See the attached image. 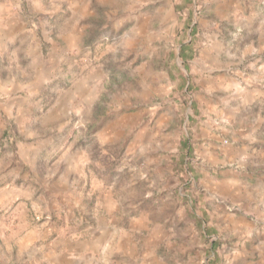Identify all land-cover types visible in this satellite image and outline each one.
Here are the masks:
<instances>
[{
	"label": "rangeland",
	"instance_id": "1",
	"mask_svg": "<svg viewBox=\"0 0 264 264\" xmlns=\"http://www.w3.org/2000/svg\"><path fill=\"white\" fill-rule=\"evenodd\" d=\"M99 2L83 53L65 54L15 107L0 106V140L44 147L33 170L53 179L28 183L49 210L34 220L52 238L109 228L104 264H260L264 218L252 209L264 142L244 131L264 139V0ZM33 20L35 65L60 50L39 35L54 23ZM73 85L77 97L67 92L48 115Z\"/></svg>",
	"mask_w": 264,
	"mask_h": 264
},
{
	"label": "crops",
	"instance_id": "2",
	"mask_svg": "<svg viewBox=\"0 0 264 264\" xmlns=\"http://www.w3.org/2000/svg\"><path fill=\"white\" fill-rule=\"evenodd\" d=\"M8 1L7 4L0 5V106L15 107L16 103L26 99L28 94L36 89L40 90L44 82L52 80L56 66L63 60L65 54L83 53L81 40L88 37L92 30L97 18V6H101L102 3L99 0ZM40 13L45 14L47 21H52L56 26L53 25L51 31L47 30L46 26L42 27L39 35L48 40L56 39L60 52L50 53V59H44L33 65L34 53L39 49L38 47L35 49L31 43L29 32H31L30 25L36 27L33 19ZM59 20L63 21L62 26L58 24ZM37 23L41 25L42 21L38 20ZM51 54L57 58H52ZM31 70L36 73L38 79V85L34 87L28 80V71ZM43 70H46L47 74L42 75ZM88 85L90 86L89 83ZM75 87L76 85H73L57 96L48 115L57 111L67 92L72 91L71 97H77L79 90H74ZM260 96L261 94L257 93L252 98L256 99ZM3 121L0 119V131ZM261 125L262 122L256 124L258 127ZM28 131V128H24L23 133ZM244 134L249 139L246 140L247 142L252 143L254 140L264 142V139L257 138V131L248 129ZM12 140H0V264H104V261L97 256L102 243L106 244L105 247L111 243V240L107 239L109 228H104L103 231L100 229L99 232L94 229L95 231L92 230L91 235L87 237L57 235L52 238L49 237L51 227L34 220L33 214L37 218L42 217L49 208L43 191H36L28 180L34 181L41 188L49 184L53 178L51 179L49 175L43 178L33 170L32 163H42L46 160V157L39 154L44 148L41 142L25 145L17 140L14 144ZM32 151L37 153L33 159L30 156ZM255 151L260 150L255 148ZM70 154L67 152L61 162H67ZM61 177L63 178L62 174L59 178ZM260 178L257 181L258 185L263 176L260 175ZM70 180L69 178L67 182ZM246 189L243 191L240 188L244 193L248 191V188ZM255 191L256 205L252 210L259 217L264 218V213L260 212L257 206L260 202L264 204V184L260 183V186H256ZM260 227L264 229L263 226ZM255 229L259 233L260 228L257 224ZM261 242L262 245L258 246L260 249L264 248V243ZM259 262L264 264V260Z\"/></svg>",
	"mask_w": 264,
	"mask_h": 264
}]
</instances>
